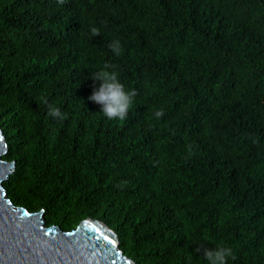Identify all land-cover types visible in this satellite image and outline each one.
Listing matches in <instances>:
<instances>
[{"label": "trees", "instance_id": "trees-1", "mask_svg": "<svg viewBox=\"0 0 264 264\" xmlns=\"http://www.w3.org/2000/svg\"><path fill=\"white\" fill-rule=\"evenodd\" d=\"M102 70L125 120L89 100ZM0 126L49 226L104 212L137 264H264V0H0Z\"/></svg>", "mask_w": 264, "mask_h": 264}, {"label": "water", "instance_id": "water-1", "mask_svg": "<svg viewBox=\"0 0 264 264\" xmlns=\"http://www.w3.org/2000/svg\"><path fill=\"white\" fill-rule=\"evenodd\" d=\"M0 126V264H137L121 248L119 235L103 221L86 218L71 231L49 226L44 209L14 204L5 188L16 162Z\"/></svg>", "mask_w": 264, "mask_h": 264}, {"label": "clouds", "instance_id": "clouds-1", "mask_svg": "<svg viewBox=\"0 0 264 264\" xmlns=\"http://www.w3.org/2000/svg\"><path fill=\"white\" fill-rule=\"evenodd\" d=\"M97 33L96 29L92 30ZM98 34V33H97ZM109 48L117 55L121 50L119 40H114L109 44ZM106 68L109 66H105ZM94 81V88L89 100L100 106V112L109 120H125L129 109L133 104L136 95L135 90L126 89L125 85L118 78L115 71H98L91 74ZM98 82V84H96ZM49 115L53 119L63 118V113L58 107L48 105ZM163 110L155 112L156 118L163 116ZM233 252L227 247L207 248L203 252L204 264H229L233 259Z\"/></svg>", "mask_w": 264, "mask_h": 264}, {"label": "rangeland", "instance_id": "rangeland-1", "mask_svg": "<svg viewBox=\"0 0 264 264\" xmlns=\"http://www.w3.org/2000/svg\"><path fill=\"white\" fill-rule=\"evenodd\" d=\"M5 140L7 141L8 139L5 138ZM7 145L9 146V140L7 141ZM106 215H107V214H104V212H102V213H88V214H86V215L84 216V218L82 219V221L85 220L86 218H93V219L101 220V221H103L107 226L111 227V226L108 224L107 220L103 218L104 216L107 218Z\"/></svg>", "mask_w": 264, "mask_h": 264}]
</instances>
